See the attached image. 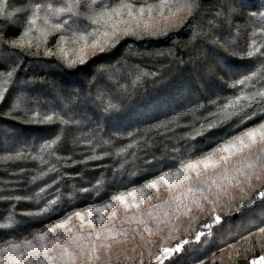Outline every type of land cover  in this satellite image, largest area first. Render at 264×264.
I'll use <instances>...</instances> for the list:
<instances>
[{"label":"trees","instance_id":"obj_1","mask_svg":"<svg viewBox=\"0 0 264 264\" xmlns=\"http://www.w3.org/2000/svg\"><path fill=\"white\" fill-rule=\"evenodd\" d=\"M262 194L264 0H0V264H252Z\"/></svg>","mask_w":264,"mask_h":264},{"label":"rangeland","instance_id":"obj_2","mask_svg":"<svg viewBox=\"0 0 264 264\" xmlns=\"http://www.w3.org/2000/svg\"><path fill=\"white\" fill-rule=\"evenodd\" d=\"M169 193V190L165 187L164 189H162L161 191L158 192H152L149 196V199L151 201H158L161 199H164L167 197ZM146 208V206L144 205L143 209ZM114 213H119V219L118 221H120L122 219V216L125 214V210L123 206H119ZM88 222V213L87 211H75L73 213H71L68 216L67 219V225L64 227H61L58 229L57 233L52 235L53 239H58L60 238L63 234H66L67 231L69 230H83L84 227L86 226ZM181 247V246H180ZM176 249H178V247H175L172 251H167L165 252V254L162 256V258L159 260V262L164 261L169 255L173 254ZM149 264H155V262H149ZM256 264H263L262 260H258L256 262Z\"/></svg>","mask_w":264,"mask_h":264},{"label":"snow or ice","instance_id":"obj_3","mask_svg":"<svg viewBox=\"0 0 264 264\" xmlns=\"http://www.w3.org/2000/svg\"><path fill=\"white\" fill-rule=\"evenodd\" d=\"M9 75H11V73H9ZM264 195V194H262ZM110 206V205H109ZM217 220H219V217H217ZM49 231H52V229H49ZM40 239H43V236L39 237ZM165 251H168L167 249H165ZM175 251H179V249H176ZM261 260H264V257L260 258ZM252 264H256L255 261L252 262Z\"/></svg>","mask_w":264,"mask_h":264},{"label":"built area","instance_id":"obj_4","mask_svg":"<svg viewBox=\"0 0 264 264\" xmlns=\"http://www.w3.org/2000/svg\"><path fill=\"white\" fill-rule=\"evenodd\" d=\"M176 247H178V249H179V251H177V252L180 253L181 252V247L180 246H176Z\"/></svg>","mask_w":264,"mask_h":264}]
</instances>
